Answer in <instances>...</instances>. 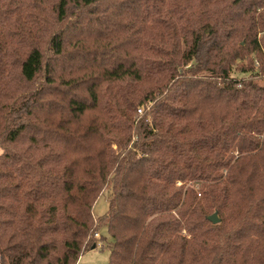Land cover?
<instances>
[{
    "label": "trees",
    "instance_id": "16d2710c",
    "mask_svg": "<svg viewBox=\"0 0 264 264\" xmlns=\"http://www.w3.org/2000/svg\"><path fill=\"white\" fill-rule=\"evenodd\" d=\"M0 151L1 264H264V0H0Z\"/></svg>",
    "mask_w": 264,
    "mask_h": 264
},
{
    "label": "rangeland",
    "instance_id": "374dc122",
    "mask_svg": "<svg viewBox=\"0 0 264 264\" xmlns=\"http://www.w3.org/2000/svg\"><path fill=\"white\" fill-rule=\"evenodd\" d=\"M233 75L239 76L238 73L233 72ZM141 111L143 108H140ZM1 153V151H0ZM108 208V195L107 191H104L99 199L95 202L92 211L95 218L102 217L107 211ZM98 238L97 240H100L102 238H108L107 230L106 228L101 229L98 231ZM95 237V236H94ZM110 251V247L105 244L104 248H94L91 249L89 252L83 254L77 264H108V254Z\"/></svg>",
    "mask_w": 264,
    "mask_h": 264
},
{
    "label": "water",
    "instance_id": "95a60500",
    "mask_svg": "<svg viewBox=\"0 0 264 264\" xmlns=\"http://www.w3.org/2000/svg\"><path fill=\"white\" fill-rule=\"evenodd\" d=\"M208 221L210 223H212L213 225L217 224L219 222V219H218V216H217V213L214 212L213 215H211L209 218H208ZM94 249V248H93Z\"/></svg>",
    "mask_w": 264,
    "mask_h": 264
},
{
    "label": "built area",
    "instance_id": "2783aa9c",
    "mask_svg": "<svg viewBox=\"0 0 264 264\" xmlns=\"http://www.w3.org/2000/svg\"><path fill=\"white\" fill-rule=\"evenodd\" d=\"M138 113H141V109L138 110ZM94 236H95V238L99 237L97 233ZM99 247H100V244H99ZM0 264H1V261H0Z\"/></svg>",
    "mask_w": 264,
    "mask_h": 264
}]
</instances>
